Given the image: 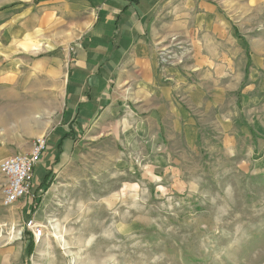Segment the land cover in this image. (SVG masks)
<instances>
[{
	"label": "rangeland",
	"instance_id": "rangeland-1",
	"mask_svg": "<svg viewBox=\"0 0 264 264\" xmlns=\"http://www.w3.org/2000/svg\"><path fill=\"white\" fill-rule=\"evenodd\" d=\"M95 7L0 0V161L47 144L62 103L47 70ZM152 29L154 80L127 66L115 86L118 119L138 104L145 131L97 127L11 206L0 173V264H264V0H161Z\"/></svg>",
	"mask_w": 264,
	"mask_h": 264
},
{
	"label": "crops",
	"instance_id": "crops-1",
	"mask_svg": "<svg viewBox=\"0 0 264 264\" xmlns=\"http://www.w3.org/2000/svg\"><path fill=\"white\" fill-rule=\"evenodd\" d=\"M160 1L94 0L96 7L91 27L66 48L63 57L53 58L51 68L47 70L62 83V103L34 173L37 167L44 166L46 174L61 140L60 160L73 150L74 145L95 132L99 133L97 127L101 133H109L116 125L122 128L118 135L126 138L133 136L132 131L138 134L145 131L143 117L135 111L138 104H134L138 107L133 108L135 113L130 111L136 118L126 113L124 118L118 119L123 109L119 106L121 99L115 86L122 71L128 73L132 70L127 66H134L140 72L143 84L154 80L149 48L152 17ZM44 49L51 50L52 47L45 45ZM5 124L3 120L0 126ZM66 134L70 136L63 139ZM34 182L33 175L35 188L40 182Z\"/></svg>",
	"mask_w": 264,
	"mask_h": 264
},
{
	"label": "built area",
	"instance_id": "built-area-1",
	"mask_svg": "<svg viewBox=\"0 0 264 264\" xmlns=\"http://www.w3.org/2000/svg\"><path fill=\"white\" fill-rule=\"evenodd\" d=\"M45 149L46 140L39 137L34 140L29 153H18L0 161V173L6 179L2 201L4 206H11L32 196L34 170L40 163ZM25 226L34 239H38L43 232L42 226L32 219L28 220Z\"/></svg>",
	"mask_w": 264,
	"mask_h": 264
},
{
	"label": "trees",
	"instance_id": "trees-1",
	"mask_svg": "<svg viewBox=\"0 0 264 264\" xmlns=\"http://www.w3.org/2000/svg\"><path fill=\"white\" fill-rule=\"evenodd\" d=\"M132 1H135L137 2L138 0H132ZM70 135L69 134H66L63 139L69 137ZM62 151V140L57 144V155L55 156V159L51 165V167L49 168L47 174L44 176L43 180L39 183L38 186L35 187V191H46L50 185L52 184L53 182V175H54V171H53V168L59 163V156H60V153ZM31 212L33 213L34 210L36 209L34 206H32L31 208ZM32 242H29L28 245H27V252L29 253L31 251V248H32Z\"/></svg>",
	"mask_w": 264,
	"mask_h": 264
}]
</instances>
